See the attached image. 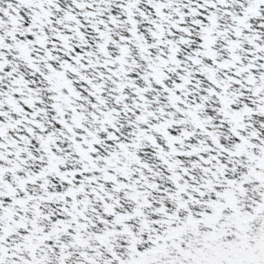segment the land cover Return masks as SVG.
Segmentation results:
<instances>
[{"label": "snow or ice", "instance_id": "obj_1", "mask_svg": "<svg viewBox=\"0 0 264 264\" xmlns=\"http://www.w3.org/2000/svg\"><path fill=\"white\" fill-rule=\"evenodd\" d=\"M0 264H264V0H0Z\"/></svg>", "mask_w": 264, "mask_h": 264}]
</instances>
